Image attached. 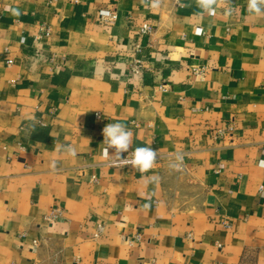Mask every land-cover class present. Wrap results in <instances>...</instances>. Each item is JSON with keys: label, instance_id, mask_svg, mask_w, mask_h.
Returning <instances> with one entry per match:
<instances>
[{"label": "crops", "instance_id": "1", "mask_svg": "<svg viewBox=\"0 0 264 264\" xmlns=\"http://www.w3.org/2000/svg\"><path fill=\"white\" fill-rule=\"evenodd\" d=\"M114 122L158 152L148 172L105 163ZM260 160L264 15L247 0L214 17L196 0H0V264H264Z\"/></svg>", "mask_w": 264, "mask_h": 264}, {"label": "clouds", "instance_id": "2", "mask_svg": "<svg viewBox=\"0 0 264 264\" xmlns=\"http://www.w3.org/2000/svg\"><path fill=\"white\" fill-rule=\"evenodd\" d=\"M146 6L151 8H158L161 5V0H142ZM198 7L201 9V15L207 14L208 16L214 17L216 15V5L218 3H224L225 5H231L232 0H196ZM234 12L232 7L224 8V15L231 16ZM247 12L250 15H264V0H247ZM17 11V15H18ZM147 28V26H145ZM204 29L202 27H197L195 33L197 35L202 34ZM105 145L103 149V154L106 157H111L114 163L120 166L131 165L136 170L141 173H146L153 168L154 163L157 160L158 152L151 148V146L136 147L128 157H123L122 154L128 152L129 148L132 146L133 133L130 129L126 127L125 124L121 122H114L107 124L103 129ZM114 149L113 155H109V149ZM57 151H63L68 156L75 157L77 155L75 148L70 145H62ZM171 162L169 163V168L172 170L179 171L182 169L184 163V153L175 152L171 155ZM51 166L56 167V161H52ZM259 166L264 168V160H260ZM159 177L154 176L153 180L158 181ZM150 201L151 197H147ZM144 209H150L151 203L146 202L143 204Z\"/></svg>", "mask_w": 264, "mask_h": 264}, {"label": "built area", "instance_id": "3", "mask_svg": "<svg viewBox=\"0 0 264 264\" xmlns=\"http://www.w3.org/2000/svg\"><path fill=\"white\" fill-rule=\"evenodd\" d=\"M99 18L102 21H111V20H114L116 18V12L113 11V10H110L108 8L100 9L99 10ZM145 26H147V28ZM150 31H151V26L148 23H144L141 26V28H140V32H142V33L149 34ZM49 32H50L49 28L47 26H45L43 28V32L42 33L47 35ZM21 42H25V37H22L21 38ZM50 60L53 61L54 60V57H51ZM129 67H130V70L133 73L140 74L142 72V64H141V62H140V60L138 58H133L130 61ZM195 72H200V70H196ZM96 117L98 118V117H100V115L99 114H96ZM132 151L133 150H128V152L123 153L122 156L126 158V157L129 156V154ZM159 158H160V155L158 154L156 161H158ZM105 163L107 165L113 166V167H132L131 165L120 166L119 164L114 163L112 158H108L105 161ZM61 212H62V209L60 207L52 208L48 212V214L46 215V218L48 220H50V221H54V220H56L61 215ZM103 230H104V224L102 222H98L97 225H96L95 231L93 232V236L94 237H98L99 235H101V233L103 232ZM135 238L136 239H139V235L136 234Z\"/></svg>", "mask_w": 264, "mask_h": 264}]
</instances>
